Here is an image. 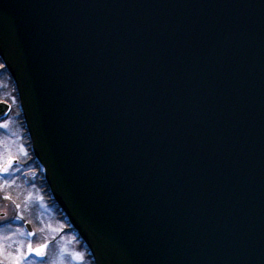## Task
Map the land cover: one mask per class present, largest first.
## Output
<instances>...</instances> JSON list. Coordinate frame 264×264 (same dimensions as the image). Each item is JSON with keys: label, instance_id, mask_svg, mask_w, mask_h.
Masks as SVG:
<instances>
[{"label": "water", "instance_id": "95a60500", "mask_svg": "<svg viewBox=\"0 0 264 264\" xmlns=\"http://www.w3.org/2000/svg\"><path fill=\"white\" fill-rule=\"evenodd\" d=\"M0 58L95 264H264V0H0Z\"/></svg>", "mask_w": 264, "mask_h": 264}, {"label": "rangeland", "instance_id": "374dc122", "mask_svg": "<svg viewBox=\"0 0 264 264\" xmlns=\"http://www.w3.org/2000/svg\"><path fill=\"white\" fill-rule=\"evenodd\" d=\"M12 90L0 64V102L12 106L8 119L0 122V173H5L0 176V213L7 215V219L0 218V264H91L68 225L46 205L49 195L41 192L44 174H39V165L24 166L30 156ZM2 191L13 193L14 199ZM24 223L34 232L29 233ZM38 247L43 248L42 255H36Z\"/></svg>", "mask_w": 264, "mask_h": 264}, {"label": "trees", "instance_id": "16d2710c", "mask_svg": "<svg viewBox=\"0 0 264 264\" xmlns=\"http://www.w3.org/2000/svg\"><path fill=\"white\" fill-rule=\"evenodd\" d=\"M9 79H10V81H11V84H12V96L14 97H17V92H16V89H15V85H14V83H13V81H12V79L10 78V77H8ZM20 119H21V121H22V125L23 126H25V124L23 123V117H22V115H20ZM24 129H26L25 127H24ZM27 143H28V146H29V148L31 147V143H30V139L29 138H27ZM32 164H34V163H32ZM31 164V165H32ZM30 165V164H29ZM26 166H28V165H26ZM37 167H35V169H36ZM50 203H53V205H54V202H50ZM90 259V258H89ZM93 264V263H92Z\"/></svg>", "mask_w": 264, "mask_h": 264}, {"label": "flooded vegetation", "instance_id": "af4514ba", "mask_svg": "<svg viewBox=\"0 0 264 264\" xmlns=\"http://www.w3.org/2000/svg\"><path fill=\"white\" fill-rule=\"evenodd\" d=\"M4 169H2V171H3ZM5 170H7V169H5ZM3 175H5V173L3 172V173H0V176H3ZM3 192V194H4V196H8V198L12 201V199H14L13 198V193H10L9 191L8 192H5V191H2ZM0 218H1V220L2 219H7V215L4 213H0ZM9 218H10V216H9ZM12 221V220H11ZM76 238V237H75Z\"/></svg>", "mask_w": 264, "mask_h": 264}, {"label": "snow or ice", "instance_id": "6c2138e0", "mask_svg": "<svg viewBox=\"0 0 264 264\" xmlns=\"http://www.w3.org/2000/svg\"><path fill=\"white\" fill-rule=\"evenodd\" d=\"M43 247H46V245L43 246ZM32 251H33V249H32V247H31V245H29V252L31 253ZM34 251H35L36 255H42V253H43V248H42V247H38V248H36Z\"/></svg>", "mask_w": 264, "mask_h": 264}]
</instances>
